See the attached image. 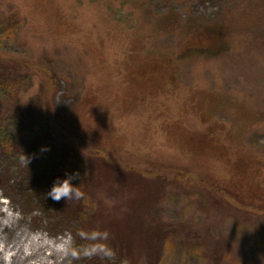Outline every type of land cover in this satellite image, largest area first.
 <instances>
[{"label":"rangeland","instance_id":"374dc122","mask_svg":"<svg viewBox=\"0 0 264 264\" xmlns=\"http://www.w3.org/2000/svg\"><path fill=\"white\" fill-rule=\"evenodd\" d=\"M169 12L183 25L189 16L220 23L226 49L178 59L190 33L184 26L161 32V17ZM132 38L144 52L178 51L177 89L155 110L147 103L124 109L115 97ZM8 60L16 61L27 83L19 105H40L48 117L33 127L13 120L0 125V209L8 205L20 228L50 238L70 234L75 247L94 243L80 231L108 233L103 242L115 251L113 259L81 257L72 264H264V208L240 204L224 190L229 177L217 161L189 154L162 131L165 119L197 101L208 119L264 160V0H0V61ZM189 111L187 126L204 130ZM93 115L112 121L110 139ZM43 131L50 146L71 145L155 181L152 200H138L135 211L151 218L150 230L158 233L149 235L131 214L128 174L126 184L112 177L106 189H94L92 206L85 202L78 210V201L70 200L54 208L31 179L44 161H55L53 153L32 148ZM9 140L20 153H6ZM94 168L106 171L103 164Z\"/></svg>","mask_w":264,"mask_h":264},{"label":"trees","instance_id":"16d2710c","mask_svg":"<svg viewBox=\"0 0 264 264\" xmlns=\"http://www.w3.org/2000/svg\"><path fill=\"white\" fill-rule=\"evenodd\" d=\"M172 19L176 21L178 18L170 12L161 17V32L175 33L178 30L181 31V28L184 26L186 27V29L184 28L185 33L188 32V35L190 33L188 38L185 37L186 40L179 50L178 59L191 56L195 52L217 53L226 49L227 32L220 23L205 24L201 20L189 16L188 23L185 24L184 22L185 25H183L179 19L178 21L180 22L176 24L171 23L174 22ZM130 43L126 49L122 76L115 85V97L117 100H121L123 108L134 103L143 108L145 103H147L148 107H151V110H155L159 106L156 103H160L163 98H166V96H169L177 89L176 58H173V56L178 51L172 52V54H162L148 49V51L144 52L142 45L137 46L136 38H132ZM15 63L16 61L14 60L0 61V125L8 120L18 121L32 127L37 124H46L48 117H46L47 114L40 105L35 104V107L19 105V95L27 89L25 86L27 83L24 81L25 76L21 68L17 67L18 65L16 66ZM86 99L84 97L80 104L83 105ZM187 108H181V112L175 118L169 119L170 117H168L163 121L162 131L167 134L168 139L185 149L191 155L196 154L217 161L229 177L224 190L228 193L231 192L232 197L240 204L248 206L257 205L264 208V184L262 179L264 160L257 157L249 148L244 147L223 124L208 119L210 116L203 110L201 103L197 101L192 102ZM190 109L193 110L192 113L195 116L198 115L201 121H203L205 124L204 130L196 131L187 126L184 121V112H188L189 114L191 113ZM92 112L97 114V108H94ZM103 112L112 113L108 109H104ZM93 117L103 120L100 121L101 123L99 120L94 121L100 123V128L103 126L101 128L103 130L102 137L105 140L110 139L112 134L107 132L111 128H114L112 121L104 118V116L101 118L98 115H93ZM97 131L93 130V132ZM44 132L33 139L31 143L32 148L41 151L42 147H46L48 152L55 155V161L51 166L47 165L49 164L47 160L44 161L38 171L32 175L31 179L39 189V192L43 194L45 200L52 203L54 208L60 209L59 203L66 204V200L54 201L46 197V193L51 187L53 180L57 176H64L66 171L78 170L81 174V186L86 193V197L82 200H73L75 202L78 201V210L85 205V202H88V205L92 206L94 202L93 198L96 196L93 193L95 192L94 189H106L107 179L110 178L111 180L113 177L114 182L126 184L128 182L124 181L125 177L123 176L128 174L129 177L132 176V180L129 181V184H126L130 193L125 198L129 196L127 205L130 208V212H132L131 214L135 213L140 225L145 230L147 229L146 232L149 235L151 232L158 233L157 231L150 230V225L153 224L149 220L151 218L148 217V219L146 217L145 219L144 214L141 216L138 211H135L138 200L140 201V205L144 201L150 202L152 200L150 198V185H155V181L153 184H150L141 172L133 170L132 167H116L113 161H109L108 163L104 156H88L71 145L50 146L45 143L46 137ZM7 145V154L11 152V154L15 152L20 153L17 143L14 141L9 140ZM102 164L103 167H106L104 169L106 171L97 174L98 169L94 168V166ZM113 173H115L117 178L114 177ZM79 182V180L74 181V183ZM119 186L124 187L120 183ZM120 237L121 247L126 250L127 247L129 248V240L126 239L125 233L123 236L120 235ZM150 238H146V240Z\"/></svg>","mask_w":264,"mask_h":264},{"label":"bare ground","instance_id":"6f19581e","mask_svg":"<svg viewBox=\"0 0 264 264\" xmlns=\"http://www.w3.org/2000/svg\"><path fill=\"white\" fill-rule=\"evenodd\" d=\"M0 215L1 264H67L68 259H60L54 249L65 236L50 238L43 232L20 228V218L8 205L0 209Z\"/></svg>","mask_w":264,"mask_h":264},{"label":"clouds","instance_id":"9594fccd","mask_svg":"<svg viewBox=\"0 0 264 264\" xmlns=\"http://www.w3.org/2000/svg\"><path fill=\"white\" fill-rule=\"evenodd\" d=\"M46 147H42L41 151H47ZM25 162L28 164V158L25 156ZM79 180V183H74V181ZM82 178L78 170L66 171L64 176H57L48 189L46 197L51 198L54 201H60L64 199L66 201L70 200H82L86 197V193L81 186ZM79 235L87 240L94 241L89 245L82 247H75L72 242L71 235L65 238L61 243L55 244L54 249L60 259L67 258L69 264L72 261L80 259L81 257H96L100 256L107 258L109 260L113 259L116 255L115 251L109 247L103 241L108 238V233L106 231H92L91 233L86 231H80Z\"/></svg>","mask_w":264,"mask_h":264}]
</instances>
